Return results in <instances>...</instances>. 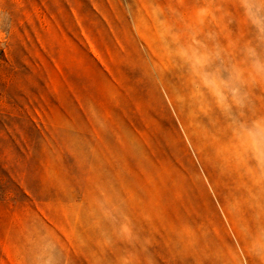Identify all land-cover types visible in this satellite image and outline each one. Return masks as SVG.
Instances as JSON below:
<instances>
[{"label":"rangeland","instance_id":"obj_1","mask_svg":"<svg viewBox=\"0 0 264 264\" xmlns=\"http://www.w3.org/2000/svg\"><path fill=\"white\" fill-rule=\"evenodd\" d=\"M162 22L264 48L236 0H0V264H264V179Z\"/></svg>","mask_w":264,"mask_h":264},{"label":"clouds","instance_id":"obj_2","mask_svg":"<svg viewBox=\"0 0 264 264\" xmlns=\"http://www.w3.org/2000/svg\"><path fill=\"white\" fill-rule=\"evenodd\" d=\"M236 5L264 42V0H236ZM195 16L203 25L213 12L209 7L199 8ZM160 36L164 54L186 70L193 98L205 108L214 106L225 118L235 141L236 163L264 179V115L256 113L251 93L258 81L264 82V48L245 42L236 60L212 32H204L202 27L178 31L162 22ZM249 161L255 162L254 167ZM124 232L128 234L129 230L125 227ZM253 251L264 258V232ZM55 254V245H49L45 264H57Z\"/></svg>","mask_w":264,"mask_h":264}]
</instances>
